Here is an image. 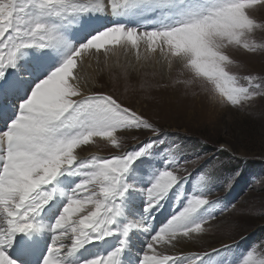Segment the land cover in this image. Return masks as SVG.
Segmentation results:
<instances>
[{
	"label": "snow or ice",
	"instance_id": "snow-or-ice-1",
	"mask_svg": "<svg viewBox=\"0 0 264 264\" xmlns=\"http://www.w3.org/2000/svg\"><path fill=\"white\" fill-rule=\"evenodd\" d=\"M257 6L264 0H0V264H264V242L180 248L227 210L209 198L221 170L209 157L189 173L160 128L94 90L88 71L93 58L108 66L131 53L244 107L264 95V77L234 73L229 50L264 51ZM142 131L152 136L139 140ZM97 139L115 152L81 158ZM254 182L264 187V174Z\"/></svg>",
	"mask_w": 264,
	"mask_h": 264
},
{
	"label": "rangeland",
	"instance_id": "rangeland-1",
	"mask_svg": "<svg viewBox=\"0 0 264 264\" xmlns=\"http://www.w3.org/2000/svg\"><path fill=\"white\" fill-rule=\"evenodd\" d=\"M253 14L258 20H264V7L257 6ZM253 38L258 44L264 43V32L257 30ZM229 54L236 61L231 68L234 73L264 77V51L246 53L242 49H231ZM172 72L166 80L150 73H141L133 82L126 78L122 81L103 78L94 90L118 97L156 124L161 130V139L178 149L174 154L189 173L205 159L214 157L211 164L221 170V178L215 181L217 186L209 198L218 199L221 206L228 207L206 225L207 231L202 235L206 240H197L196 251H207L210 247L229 242L227 244L233 245V251L239 252L264 242V208L261 207L264 205V187L254 182L264 174V95L255 97L244 107H231L214 102L208 91L210 86L205 82H188L191 81L190 74L182 73L179 67H174ZM178 80L185 82L175 83ZM135 135L139 140H147L152 133L142 131ZM124 143L131 147L136 140L127 136ZM221 145L227 151L218 153ZM114 152L111 145L99 139L95 144L78 150L81 158L110 156ZM197 153L199 159H195ZM233 170L241 175L234 177L229 184L228 176ZM181 175L187 173L182 171ZM168 202L170 205L175 203ZM166 208L157 214L163 215L161 221L165 220ZM159 223L157 218L156 224Z\"/></svg>",
	"mask_w": 264,
	"mask_h": 264
},
{
	"label": "bare ground",
	"instance_id": "bare-ground-1",
	"mask_svg": "<svg viewBox=\"0 0 264 264\" xmlns=\"http://www.w3.org/2000/svg\"><path fill=\"white\" fill-rule=\"evenodd\" d=\"M90 63L92 67L89 68L88 71L96 76V82H97L96 86L97 85L99 86L98 82L103 78H105L106 80H110V77H112L115 79H121L120 81L126 78L127 80L133 82L139 78L141 73L142 74L150 73L152 75L155 74L154 76L158 78H162L166 80L173 73L172 72L173 69L168 70L166 67H161L159 64H156L154 60L153 62L144 61L142 62L143 66H141V64H138L136 62L135 57L131 53L125 54L123 52H121L118 57H112L108 62V66H104L103 63L97 66L94 58L90 60ZM149 63H151V65L148 68L147 65H149ZM166 207L167 210L166 212H164V216L167 217L169 213L173 210V205H170V202H167ZM157 218L159 219V222H161V219H163V215L157 216ZM201 238L204 237L201 236ZM201 238L199 240H201ZM140 240L142 241L143 237H140ZM204 240L206 239L204 238ZM196 242L197 240L192 242H185L183 245L180 246V248L184 251L195 250L194 247L197 246L195 244ZM224 243L227 244L229 242H224ZM221 244H219L218 246H221ZM218 246H214V247H218ZM211 248L212 247L208 248L207 251H210Z\"/></svg>",
	"mask_w": 264,
	"mask_h": 264
},
{
	"label": "trees",
	"instance_id": "trees-1",
	"mask_svg": "<svg viewBox=\"0 0 264 264\" xmlns=\"http://www.w3.org/2000/svg\"><path fill=\"white\" fill-rule=\"evenodd\" d=\"M210 151H212V153L215 152V150H211V149H210ZM218 153H221V152L219 151ZM239 162L241 163V160H240ZM257 230H258V229H257ZM263 230H264V228H263Z\"/></svg>",
	"mask_w": 264,
	"mask_h": 264
}]
</instances>
